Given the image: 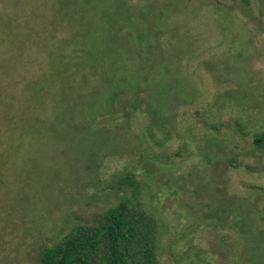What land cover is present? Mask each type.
I'll list each match as a JSON object with an SVG mask.
<instances>
[{
    "label": "rangeland",
    "instance_id": "1",
    "mask_svg": "<svg viewBox=\"0 0 264 264\" xmlns=\"http://www.w3.org/2000/svg\"><path fill=\"white\" fill-rule=\"evenodd\" d=\"M261 132L264 0H0V264H40L126 172L158 264H264Z\"/></svg>",
    "mask_w": 264,
    "mask_h": 264
},
{
    "label": "trees",
    "instance_id": "2",
    "mask_svg": "<svg viewBox=\"0 0 264 264\" xmlns=\"http://www.w3.org/2000/svg\"><path fill=\"white\" fill-rule=\"evenodd\" d=\"M244 5L248 0H240ZM264 152V132L253 136ZM178 156V155H177ZM129 191V197L76 223L39 255L40 264H158L160 224L142 203L144 185L133 173L118 175L103 190Z\"/></svg>",
    "mask_w": 264,
    "mask_h": 264
}]
</instances>
